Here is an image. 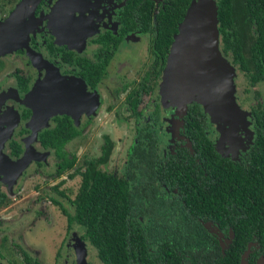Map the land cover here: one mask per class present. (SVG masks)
<instances>
[{
    "label": "trees",
    "instance_id": "1",
    "mask_svg": "<svg viewBox=\"0 0 264 264\" xmlns=\"http://www.w3.org/2000/svg\"><path fill=\"white\" fill-rule=\"evenodd\" d=\"M189 1L168 0L155 14L151 44L160 59ZM215 4L224 51L229 50L252 74L251 81L263 78L264 0H216ZM139 6L138 1L133 3L127 17L137 20L145 30L150 25L149 2ZM257 106L250 157L235 165L237 200L223 197V204L217 196V181L200 179L201 169L216 168L220 158L197 125L188 134L192 152L181 147L166 156L161 155L152 131L138 130L129 147L124 176L97 167L105 162L111 147L104 136L100 154L83 161L77 192L69 200L72 210L52 199L65 215L66 228L74 223L82 226L81 237L95 248L101 264H239L241 255L243 264H254L258 255L264 257V236L260 234L264 232V100ZM197 108L196 104L187 108L185 122L202 118ZM72 133L69 125L59 126L57 122L38 132L41 145L53 149L59 171L73 162V156L61 150ZM171 186L177 192L168 196L164 188ZM3 199L0 193V204ZM234 204L245 208V221L232 216ZM204 219L230 224L233 238L225 247L208 237L201 222ZM248 242L259 249L249 250ZM21 254L18 264H40L24 250Z\"/></svg>",
    "mask_w": 264,
    "mask_h": 264
},
{
    "label": "flooded vegetation",
    "instance_id": "2",
    "mask_svg": "<svg viewBox=\"0 0 264 264\" xmlns=\"http://www.w3.org/2000/svg\"><path fill=\"white\" fill-rule=\"evenodd\" d=\"M58 1L35 0L32 10L33 24L31 29L27 31L25 44L0 54V69L6 65L1 60L3 57L9 58L13 64L9 74L5 70L3 72L0 70V180L11 184L15 179L16 168L14 170L13 167L8 166L6 160L9 159L13 162L18 159L22 154L24 142L28 141V139L34 148L38 150L36 153L37 158L41 154L44 155L45 150H51L55 157L57 174L73 166V170L78 175L79 185V172L84 168L83 161L95 158L100 154L104 136L111 142V147L105 162L98 164L97 167L100 170L113 173L117 176H124V167L129 147L134 141L138 130L141 133L152 131L156 136L161 155L166 156L181 147L192 152L188 134L192 132L193 126L197 125L204 139L209 143V146L217 157L220 158L219 165L216 168L201 169L200 179L205 182L212 179L217 181V196L223 204V197L230 198L234 196V200H237L234 195L235 189L233 188L234 174L236 172L235 165L244 163L246 158L250 157V150L255 143L253 113L258 107L257 105L263 102L264 91L261 93L257 87H253L252 92H250L251 105L246 109L242 107L233 87L234 101L243 111L242 117L233 121V126L230 120L223 122L211 121L201 105L193 100L187 102L185 107L177 105L176 97H173L171 101L169 98H166L162 102L159 93V83L170 42L163 55V59H160L159 54L153 49L151 44L154 32L152 22L155 14L168 0ZM137 1L138 5H140L139 7L149 2L150 25L145 30L137 20L127 17V11L129 12L133 3ZM54 12L56 13L55 15L53 14ZM41 16L43 18L41 25H39L37 24V20ZM216 26L218 32V20ZM141 38H146V43H144L150 55V60L140 71L135 72V77H131L127 81L115 84L107 89L109 96L120 97L123 105H125V109L128 110V115L132 117L133 135L126 150L121 173L116 174L101 168L108 161L114 144L107 133H101L100 135L101 142L98 146V154L91 157H81L79 161L75 159L74 155H70L73 156L71 166L59 171L56 163L58 159L53 149L41 145L38 139V132L44 128L51 127L57 122L59 126L69 125L73 131L71 137L65 143L70 139L78 137L82 133L79 128L81 119L89 118V113L94 115V105H96V108L98 105L95 99L97 98L99 101L101 100L100 97L102 98L101 95L100 97H96V89L101 80L106 77L110 61L119 54H121V57L133 56L135 58L138 56V53L131 54V49H133V43L143 41L137 40ZM217 49L224 58L228 55L230 62L235 65L240 73L245 75L251 86L257 82L264 84V77H258L256 80L251 81L252 74H249L247 69L241 67L239 60L233 58L229 50L224 51L223 45L220 42L219 32L217 34ZM160 60H162L161 64ZM111 72L113 74L117 73L115 67L111 69ZM54 74L57 78H54ZM35 84H42L45 86V90L49 92L51 89L56 90L53 97H51L50 103H47L46 100H48L47 97L51 96V94L43 92L44 97L40 98V103L45 102L44 108L47 107L45 110L50 113L41 122L40 126H35L34 132L36 133L35 136H32L31 128L27 126V123L32 112L30 105L33 106L38 101V98L35 96L31 97L33 92L32 87ZM144 96H146L145 103L141 102ZM98 101L97 103H99ZM192 104H196L197 110L202 113V118L195 122H185L183 117L186 114L187 108ZM173 113H180L178 121H175L176 123L172 125L176 126L177 129L174 138H171L167 145L168 150L163 151L160 147L157 125L166 115ZM210 127L215 130L214 136L211 134ZM28 133L30 136H28ZM12 142L16 143L18 149ZM39 160L40 158L37 160L32 159L31 163H39ZM52 188L57 195L64 196V194L61 195L57 192L61 190L57 189L56 185L52 186ZM164 189L168 196L175 195L177 192L175 186ZM0 193H3L5 197L4 192L0 191ZM53 198L63 206L55 196L50 198L51 203H53ZM53 204L60 210L58 204ZM233 207L232 216L245 221V216L247 215L245 208L237 204H234ZM62 215L64 214L62 213ZM201 222L206 229L208 237L215 239L220 247H225L229 240L233 238L231 226L227 221L224 225H220L219 221L213 219H204ZM223 222V220L220 221V223ZM73 225L81 229L77 235L75 231H71V243L67 245L74 250L77 244L88 241L81 237L82 226L74 223L71 227ZM71 227L66 228L65 219V232L68 233ZM260 234L264 236L263 231H260ZM259 237V235H255V238ZM246 246L249 250L253 247L259 249L254 242H248ZM22 250L42 264L37 258L23 249V247L20 248V253ZM54 255L56 258L58 252L56 251ZM260 256L258 255L253 260L254 264H257L256 260H264V257L261 258ZM51 264H56L55 260Z\"/></svg>",
    "mask_w": 264,
    "mask_h": 264
},
{
    "label": "rangeland",
    "instance_id": "3",
    "mask_svg": "<svg viewBox=\"0 0 264 264\" xmlns=\"http://www.w3.org/2000/svg\"><path fill=\"white\" fill-rule=\"evenodd\" d=\"M17 1L0 0V17L6 16ZM39 18L37 24L41 25L43 16ZM137 40L143 41L133 43L131 54L138 53V56L121 57L119 54L110 61L106 77L101 80L96 89V97L101 95L102 98L100 97L99 101L95 99L98 104L97 108L94 105L95 114L89 113V118L81 119L79 128L82 133L62 146L67 156L74 155L79 161L81 157L98 154L100 135L107 133L114 144L108 161L101 168L116 174L122 171L126 150L133 135V124L132 117L128 115V110L125 109L120 97L109 96L107 89L135 77L137 71H140L150 60L145 47L146 38ZM225 59L231 72L234 91L242 107L248 109L251 105L250 92L253 87H257L262 93L264 84L257 82L251 86L245 75L230 62L228 55ZM1 60L6 64L0 69L1 72L5 70L9 74L13 64L9 58L3 57ZM113 67L117 73L111 72ZM145 101L146 96L141 102L145 103ZM179 117L180 113L166 115L157 125L160 147L163 151L168 150L167 145L171 138H174L177 127L172 125L178 121ZM210 130L214 136V128L210 127ZM28 136H30L29 133ZM30 144V140H26L23 151L30 147ZM44 153L39 157V163H31L32 159H39L35 154L22 166L16 167L15 179L11 184L0 180V191L5 193L4 201L0 204V264L19 263L22 247L42 264H51L53 260L56 264H101L96 257L95 249L88 242L77 244L74 250L67 245L71 243V231H75L77 235L81 229L73 225L68 233L65 232L64 215L56 205L50 202V198L55 196L70 212L72 207L68 201L77 190L78 175L73 170V166L57 174L53 153L50 149L45 150ZM51 185H56L57 189L63 191L64 196L57 195ZM56 251L58 255L55 258ZM261 261L264 260H259L257 264Z\"/></svg>",
    "mask_w": 264,
    "mask_h": 264
},
{
    "label": "water",
    "instance_id": "4",
    "mask_svg": "<svg viewBox=\"0 0 264 264\" xmlns=\"http://www.w3.org/2000/svg\"><path fill=\"white\" fill-rule=\"evenodd\" d=\"M34 1L18 0L7 15L0 19V54L25 44L27 31L33 24ZM216 23L215 0L189 1L169 44L159 93L162 102L166 98L171 101L176 97L180 107H185L187 102L193 100L201 105L211 121L230 120L232 125L234 120L242 117L243 111L234 101L229 65L217 49ZM54 78H57L56 75ZM55 90L49 92L42 84L32 87L31 97L38 98L33 106L30 105L32 112L27 123L32 136L36 133L35 126H40L50 113L45 110L47 107L44 108L45 102L40 103V98L44 97V91L49 92L51 96L47 97L46 102L50 103ZM36 153L31 143L14 162L6 161L15 170ZM239 264H243V255L240 256ZM260 264H264V261Z\"/></svg>",
    "mask_w": 264,
    "mask_h": 264
}]
</instances>
